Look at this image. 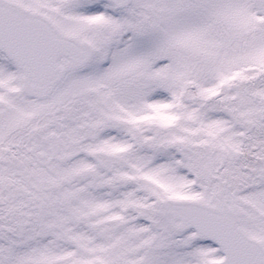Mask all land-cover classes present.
Masks as SVG:
<instances>
[{"label":"snow or ice","instance_id":"6c2138e0","mask_svg":"<svg viewBox=\"0 0 264 264\" xmlns=\"http://www.w3.org/2000/svg\"><path fill=\"white\" fill-rule=\"evenodd\" d=\"M0 264H264V0H0Z\"/></svg>","mask_w":264,"mask_h":264}]
</instances>
